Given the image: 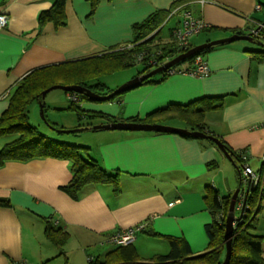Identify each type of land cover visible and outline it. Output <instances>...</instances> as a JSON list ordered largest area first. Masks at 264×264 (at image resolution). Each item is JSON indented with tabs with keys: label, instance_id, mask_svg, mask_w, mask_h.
I'll list each match as a JSON object with an SVG mask.
<instances>
[{
	"label": "crops",
	"instance_id": "1",
	"mask_svg": "<svg viewBox=\"0 0 264 264\" xmlns=\"http://www.w3.org/2000/svg\"><path fill=\"white\" fill-rule=\"evenodd\" d=\"M52 4L53 0H0V13L9 17L0 32V117L13 89L28 74L130 46L132 27L157 11H170L167 23L177 19L175 28L185 10L216 28L206 32L208 35H195V43L193 36V46L228 38L235 31L249 32L264 23V0H100L94 12L89 0H69L66 26L46 23L40 27L39 15ZM258 5L261 10L256 9ZM173 12L176 14L171 16ZM166 26L160 37L168 42L174 28L166 31ZM251 49L256 46L247 41L217 46L204 57L211 71L207 77L175 74L112 102H84L81 106L123 122L143 120L170 105L186 106L207 97L225 96L222 109L206 114V127L234 151L245 153L246 165L259 172L264 156V61L253 58L247 52ZM35 104L40 107L39 102ZM59 104L55 98L46 104L45 113H65ZM96 120L94 125L109 123ZM52 122L68 130L79 128L78 120L61 123L54 117ZM87 133L93 136L84 139L88 145H82L90 148L91 156L106 171L119 174L121 192L117 195L112 186L98 184L89 186L84 196L74 201L61 190L72 179L68 161L8 162L0 169V200H9L12 207H0V264H52L58 257L67 258L70 264H87L88 257H100L95 254L115 247L107 240L112 233L142 225L162 236H150L144 229L138 233L134 245L145 262L167 255L170 246L162 244L163 251L151 248L142 253L143 237L165 242L164 237L183 238L193 256L207 252L206 228L212 216L205 192L212 187L221 198L234 194L240 176L233 162L206 142L175 134L100 130L77 134ZM92 142L100 143L98 151ZM2 145L0 140V148ZM212 162L218 166L210 168ZM259 218L258 233L264 235V197ZM45 219L69 234L63 249L45 236ZM24 220L30 227L27 231ZM72 251L79 261L70 257Z\"/></svg>",
	"mask_w": 264,
	"mask_h": 264
},
{
	"label": "trees",
	"instance_id": "2",
	"mask_svg": "<svg viewBox=\"0 0 264 264\" xmlns=\"http://www.w3.org/2000/svg\"><path fill=\"white\" fill-rule=\"evenodd\" d=\"M68 1L53 0L52 7L39 15L40 27H43L46 23H53L56 28L66 26V4ZM89 1L91 2L92 12H94L100 0ZM169 14L170 11H157L146 20L135 24L132 27L133 41L130 43V48L125 47L97 57L44 67L34 70L24 77L13 89L9 105L0 117V140L3 141V145L0 148V169L5 167L8 162L27 163L33 160L49 158L65 160L70 163L72 179L66 186L61 187V190L72 200H80L89 186L98 184L112 186L114 193L118 195L121 192L118 173L106 171L100 162L91 156L89 147L42 134L38 127L29 124L30 108L41 100V95L44 91L59 85L85 87L100 95H109L114 90L108 89L105 84L93 83L98 76L113 74L137 64L143 67L138 75H143L189 51L194 47L192 44H190L188 50L182 51L175 42H171L172 38L168 42H163L160 37L167 24ZM261 25H263V28L259 35L252 33L258 26L247 30L249 32H234V35H249L253 39L252 44L256 46V49L247 50V52L260 62L264 61V23ZM215 30L216 28H210L209 26L201 33ZM215 48L217 47L206 49L201 54L190 58L187 62L146 80L142 86L158 85L164 82L172 75L171 71L182 70V66L185 64L188 65L187 68H191L197 56L204 58ZM66 94L69 96L68 99L70 101V106L66 110L76 113L79 128L96 126L91 122L96 119H104L109 123L120 121L105 114L83 109L81 105L84 102H90L84 95L73 92ZM74 95L77 97L76 101L71 98ZM121 97L122 95L117 96L107 102H112ZM224 99L225 96H213L195 101L186 106L170 105L148 115L143 120L127 119L123 122L168 126H172L176 122H182L184 124L183 129L214 135L207 129L205 117L210 111L222 109ZM46 109L47 106L45 111ZM51 125L56 129L68 130L58 127L54 123H51ZM181 137L206 142L217 148L216 144L210 140L195 139L187 135H182ZM220 140L231 154L232 162L238 169L241 185L242 166L245 163L244 156L247 155L243 152L234 151L224 140ZM217 166L218 164L215 162L209 164L210 168H216ZM261 171L262 168L258 173H261ZM262 182L264 184L263 176L258 185L254 186L249 195H247L246 207L240 213V220L236 224L233 237V253L229 264H264V235L258 233L259 216L262 213V199L264 197ZM231 197L232 195L221 198L212 187H208L205 192L204 200L207 210L212 216V223L206 228L209 237V248L203 254L193 256L189 244L183 238L164 237L170 246L169 253L167 255L154 256L148 262L140 258L133 243L127 246L115 245L103 258L88 257L87 264H222L226 257L225 226ZM0 207H12V205L9 200H0ZM45 220V236L53 246L63 249L69 240V234L59 224H55L52 220ZM143 231L150 236L162 237L154 231H148L147 229ZM65 261V264H70L67 258H65Z\"/></svg>",
	"mask_w": 264,
	"mask_h": 264
},
{
	"label": "water",
	"instance_id": "3",
	"mask_svg": "<svg viewBox=\"0 0 264 264\" xmlns=\"http://www.w3.org/2000/svg\"><path fill=\"white\" fill-rule=\"evenodd\" d=\"M237 41H247L250 43H253V39L249 36H240V35H232L228 38L221 39V40H215L211 42H207L202 45L194 46L189 51L178 55L174 59L167 61L166 63L162 64L161 66L156 67L154 70H152L149 73L143 74L141 76H137L133 80L127 82L126 84L120 86L116 90H114L109 95H100L98 93L93 92L92 90L85 88V87H79V86H54L46 91H44L41 95V100L39 101L40 105V114L43 120L46 121V123L49 124V126L55 130L59 134H72V133H78L79 131L83 130H93V131H126V132H146V133H164V134H175V135H187L190 137H193L195 139H201L205 141H212L216 144L217 148L224 154V156L232 162L231 154L227 151L224 144L218 138L217 136L206 134L199 131H189L187 129L183 128H176L173 126H167V125H161V124H145V123H135V122H110L108 124L104 125H96L91 128H78L74 130H63V129H56L54 128L46 119L45 116V99L47 95L55 90H61L66 93H75V94H81L84 95L89 99L90 102H107L112 99H114L117 96H121L124 93H127L129 91H132L134 89H137L142 86V84L153 77H156L167 70H170L177 65L183 64L187 62L190 58L193 56L201 54L204 50L217 47V46H223V45H229ZM242 174V173H241ZM254 188V183H251L250 188L247 190V195H249L250 191ZM241 192V185L236 189L234 194L231 197V204L229 208V213L226 219V226H225V248H226V257L222 264H229L232 258L233 253V237L236 229V224L240 220V217L237 218L236 216V203L239 197V194Z\"/></svg>",
	"mask_w": 264,
	"mask_h": 264
},
{
	"label": "rangeland",
	"instance_id": "4",
	"mask_svg": "<svg viewBox=\"0 0 264 264\" xmlns=\"http://www.w3.org/2000/svg\"><path fill=\"white\" fill-rule=\"evenodd\" d=\"M261 6V5H260ZM262 7V6H261ZM177 25V19H173L170 20L167 23L166 26V31L168 29L174 28ZM210 33H206L203 32L201 35H208ZM200 35V36H201ZM198 36H195L194 38V43L196 42V38ZM204 38V37H203ZM163 42H167V41H163ZM171 42H175L173 39L171 40ZM240 42H244V41H240ZM142 66L139 64L133 66V67H128L126 69L120 70L118 72H115L113 74H102L100 76L97 77V80L94 81L93 83H101V84H105L108 86V89L111 90H116L117 88H119L120 86L126 84L127 82L131 81V77L134 75H137L139 71L142 70ZM141 76V75H139ZM48 97H46V104H50L52 103L53 100L59 102V107L60 108H65L67 109L70 106V101L67 98V94L64 91L61 90H55L50 92L48 95ZM54 114V112L52 111H48V113L45 114L46 119L49 120V122H52L54 117L55 119L59 120L61 123H67V122H72L75 120H78L76 113H74V111H69V110H65V113L63 114H58L56 116L52 115ZM98 120H92V123H97ZM29 124L35 127H38L39 131L44 134V135H49V136H53L57 139H61L62 141H67L69 143H73V144H83V145H88L86 143H88L87 141H85L84 139L87 138H91L90 136H93L91 134H77V133H72V134H63V135H58L50 126L48 123H46L45 120H43V118L41 117L40 114V107L37 104L32 105V107L30 108V117H29ZM183 123L182 122H176L174 124L173 127L176 128H182L183 127ZM61 127V126H59ZM74 130V129H73ZM82 136V137H79ZM91 143V142H89ZM103 145V142H101ZM98 142H92V145H94L95 147H97V151L100 149ZM237 215H240L239 212H237ZM24 224H25V231L29 230L30 227L27 224V222L24 220ZM144 241L140 244V246H142L144 249L141 250L142 253H144L145 251H148L149 249H155L154 251H163V247L162 244H165V246L168 247V243L162 240H155L153 238H149V237H143ZM111 249V246L106 247L105 251H101L100 253H96L95 256H99L102 257L107 251H109ZM150 251V250H149ZM70 257L72 259H74L75 261H79L80 257L76 254V252H71L70 253ZM64 258L63 257H58L56 259L53 260L52 264H64Z\"/></svg>",
	"mask_w": 264,
	"mask_h": 264
},
{
	"label": "built area",
	"instance_id": "5",
	"mask_svg": "<svg viewBox=\"0 0 264 264\" xmlns=\"http://www.w3.org/2000/svg\"><path fill=\"white\" fill-rule=\"evenodd\" d=\"M261 6L258 5L256 7L257 10H261ZM176 12H173L171 16L175 15ZM9 17L0 13V32L5 29L8 25ZM209 25L204 22V20L197 18L191 10H185L181 12V22L178 27L173 29L172 31V39L179 46L180 50L185 51L188 50L190 46V40L193 36L200 34L203 30L208 28ZM263 28V25L259 24L256 30H253L252 33L255 35H259V32ZM130 46H126V48H130ZM125 48V47H123ZM211 73L210 68L205 61V59L201 56H197L194 64L191 68H185L179 71H171L172 75L175 74H183L189 75L195 78H204L209 76ZM73 101L77 100L76 95L71 97ZM248 159L247 156H244V160ZM264 178V156L262 157V171L258 173L252 169V167L246 165L244 163L242 168V176H241V192L239 194L237 203H236V216L237 212L241 213L244 211L246 207V199H247V190L250 188L251 183H254V186L258 185L261 177ZM145 225L138 226L136 228H131L129 230L123 232H115L112 233L108 237V242L113 245L127 246L133 244L136 241L137 235L140 231H142ZM25 264V263H23Z\"/></svg>",
	"mask_w": 264,
	"mask_h": 264
}]
</instances>
